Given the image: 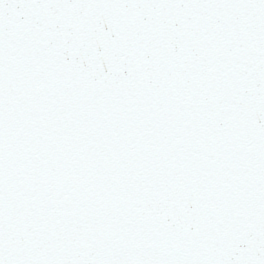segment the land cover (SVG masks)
Returning <instances> with one entry per match:
<instances>
[{"label": "snow or ice", "instance_id": "snow-or-ice-1", "mask_svg": "<svg viewBox=\"0 0 264 264\" xmlns=\"http://www.w3.org/2000/svg\"><path fill=\"white\" fill-rule=\"evenodd\" d=\"M0 264H264V0H0Z\"/></svg>", "mask_w": 264, "mask_h": 264}]
</instances>
